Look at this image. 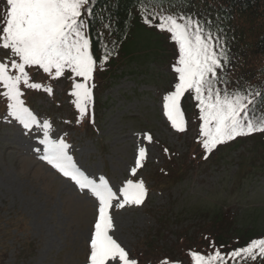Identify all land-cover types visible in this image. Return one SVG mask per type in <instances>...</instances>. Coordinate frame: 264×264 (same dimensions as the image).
Masks as SVG:
<instances>
[{
  "label": "rangeland",
  "instance_id": "rangeland-1",
  "mask_svg": "<svg viewBox=\"0 0 264 264\" xmlns=\"http://www.w3.org/2000/svg\"><path fill=\"white\" fill-rule=\"evenodd\" d=\"M5 7L6 0H0V13ZM141 42L133 48V56L119 61L116 76L96 91L90 115L94 132L84 127L87 114L78 121V110L75 116L68 107L60 111L66 105L59 98L61 85L55 86L60 106L46 94L28 97V108L39 121L52 125L53 139H65L75 163L90 178L104 176L114 191L129 179L144 182L148 194L143 204L110 210L115 227L110 234L131 257L145 254L151 242L160 248V258L187 264L174 250L178 236L185 231L188 239H204L199 233L218 215L231 220L232 236L264 238V145L252 141L237 146L221 162L199 164L178 183L162 179L166 156L171 151L183 161L197 138L198 122L192 114L185 134L172 128L164 115L163 97L174 90L175 60L168 58L175 54L167 47L156 48L148 39ZM6 53L0 48V61L6 60ZM7 111L1 97L0 236H6L8 243L4 264H89L98 201L38 159L33 149L42 150L37 145L42 132L26 133ZM145 134L151 135L150 143ZM140 147L146 148L147 157L132 176ZM159 179L161 187L155 183ZM22 245L29 250L17 259Z\"/></svg>",
  "mask_w": 264,
  "mask_h": 264
},
{
  "label": "snow or ice",
  "instance_id": "snow-or-ice-1",
  "mask_svg": "<svg viewBox=\"0 0 264 264\" xmlns=\"http://www.w3.org/2000/svg\"><path fill=\"white\" fill-rule=\"evenodd\" d=\"M138 2L144 23L167 32L177 47L178 56L172 66L176 74L174 90L163 97L164 115L172 128L178 132L186 130L181 100L189 93L199 109V143L205 153L236 137L264 133V107L260 106L264 104V91L230 90L222 75L228 63L226 49L221 36L209 26L210 22L167 11L164 0H155L159 11L148 6L153 0ZM93 4L94 0H6V7L0 13V48L10 50L15 59L0 61V85L4 89L0 96L7 101V117L18 122L26 133L42 132V138L37 137V145H42V150L38 146L33 149L38 159L98 201L89 264H139L110 234L115 231L110 210L143 204L148 194L144 182L129 179L114 191L104 176L90 178L75 163L65 139H53L52 125L47 120L39 121L22 99V86L33 90L43 88L49 95L53 91L51 86L30 82L27 69H42L52 79L67 71L80 78L73 82L71 92L79 112L78 121L88 113L93 102L94 84L90 83L93 73L98 68L103 70L114 51L106 45L102 59L94 58L87 33L95 15ZM145 139L152 141L149 134H145ZM146 157V148L140 147L131 169L132 176H136ZM209 247L212 250L207 253L189 251L192 264H248L249 261L255 264L258 259L264 260V238L251 239L244 246L227 252L220 250L223 245L218 248L210 243ZM160 264H170V261L165 258Z\"/></svg>",
  "mask_w": 264,
  "mask_h": 264
},
{
  "label": "trees",
  "instance_id": "trees-1",
  "mask_svg": "<svg viewBox=\"0 0 264 264\" xmlns=\"http://www.w3.org/2000/svg\"><path fill=\"white\" fill-rule=\"evenodd\" d=\"M154 10L155 0L148 5ZM94 9V17L91 18L87 33L90 39L91 51L94 58L102 59L105 52V46L114 51L104 64L103 70L99 68L93 73L94 84L92 89L93 102L91 112L88 111L85 129L88 132H94V123L89 120L92 111H95L96 91L103 88V82L108 81L109 78L115 77L117 66L122 59L129 58L134 55L132 52L134 47L142 44L141 39L150 40L154 43L156 48L169 49V52L175 54V57L167 58L171 62L176 60L178 51L176 45L170 40L167 32H161L154 26L145 24L140 15V3L138 0H94L92 5ZM164 8L170 12H180L182 14L194 16L201 21H209L213 32H218L221 36V43L226 49L228 63L225 65L222 75L227 80L230 90L232 89H250L255 88L264 91V0H164ZM149 45V44H148ZM8 59H15L11 57L10 50L5 54ZM30 76V82L41 83L52 87V94L49 95L41 88L40 90L27 89L22 86L21 90L24 92L22 99L25 101V106L30 107L27 98L41 97L48 95L52 100H55V86L61 85L64 89L59 97L66 105L59 107L60 111H66V108L71 111V115H76L77 109L73 103L74 97L71 96L72 85L74 81H80V78L74 77L71 73L65 72L63 76L52 79L48 74L44 73L42 69L36 67L27 69ZM3 86L0 85V92H3ZM0 96V100H1ZM7 108V101L2 97ZM59 106L61 103L55 100ZM57 105V107H58ZM181 106L185 114L186 130L181 132L185 134L188 130V119L194 116L198 122L197 138L191 146L188 147V152L183 157V161L178 156L167 155L168 162L163 167L165 175L162 179L178 183L189 172L194 171L199 164L219 163L225 159L224 154L231 153V151L247 142H255L264 145V133L257 132L248 136L236 137L234 140L225 144L218 145L211 153H205L201 144L199 143V128L201 121L199 119V109L197 102L192 98V95L185 93L181 100ZM264 107V104L260 105ZM193 114V116H192ZM261 136V137H260ZM192 151V152H191ZM207 156V158H205ZM201 160V161H200ZM207 161V162H206ZM204 165V164H203ZM149 181V178H147ZM157 186L161 187L163 182L161 179L156 180ZM202 228L201 233L205 238L192 237L188 239L185 231L178 236V245L174 247L179 253V257L187 261V264H192L191 258L188 255L189 251H199L207 253L212 249L209 247L210 243H214L216 247L223 245L220 248L222 252H227L231 249L244 246L251 239L247 233L240 236H232V223L225 215H219L206 223ZM247 234V235H246ZM187 238V244L185 239ZM206 239V240H205ZM149 241V240H148ZM208 241V243H207ZM6 236H0V264L8 258V245ZM30 252H32V244H29ZM28 246H20L16 252V258L22 259L24 251L27 252ZM160 248H155L151 242L148 243L146 253L138 256L139 264H160ZM154 261V263H152ZM177 264V263H172ZM231 264V262H230ZM248 264H252L251 261ZM255 264H264V260H257Z\"/></svg>",
  "mask_w": 264,
  "mask_h": 264
}]
</instances>
